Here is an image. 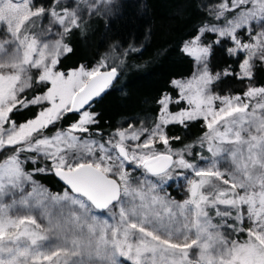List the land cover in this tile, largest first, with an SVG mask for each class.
Instances as JSON below:
<instances>
[{
	"label": "snow or ice",
	"instance_id": "1",
	"mask_svg": "<svg viewBox=\"0 0 264 264\" xmlns=\"http://www.w3.org/2000/svg\"><path fill=\"white\" fill-rule=\"evenodd\" d=\"M113 7L0 0V264H264V0H201L180 45L191 76L170 82L150 122L105 133L96 106L138 49L62 60L86 18ZM217 50L232 61L219 71ZM228 78L242 93L213 91ZM195 122L206 131L192 144L169 134Z\"/></svg>",
	"mask_w": 264,
	"mask_h": 264
},
{
	"label": "trees",
	"instance_id": "2",
	"mask_svg": "<svg viewBox=\"0 0 264 264\" xmlns=\"http://www.w3.org/2000/svg\"><path fill=\"white\" fill-rule=\"evenodd\" d=\"M200 2L117 0L110 14L86 18L84 27L72 37L73 52L63 58L64 70L91 64L110 54L116 46L121 52L129 46L138 49L124 57L119 80L96 106L101 113L100 128L105 133L123 127L131 117L150 122L155 118L156 98L162 92L171 91L170 82L189 78L194 62L181 53L180 45L200 20L197 13ZM231 62L223 51L217 50L211 66L219 71ZM256 80L258 85L264 84V71L257 72ZM213 90L221 95L237 94L242 93L244 85L228 78L214 86ZM27 115L21 116L20 120L23 121ZM204 132L200 122L187 129L169 126V134L179 135L184 145L194 143ZM175 143L183 146L180 142ZM54 178L53 175L38 177L50 191L59 192L63 186ZM179 189L173 185L167 190L174 197L181 198Z\"/></svg>",
	"mask_w": 264,
	"mask_h": 264
},
{
	"label": "rangeland",
	"instance_id": "3",
	"mask_svg": "<svg viewBox=\"0 0 264 264\" xmlns=\"http://www.w3.org/2000/svg\"><path fill=\"white\" fill-rule=\"evenodd\" d=\"M117 0H113V5H114V3L116 2ZM111 12H109L108 14H110ZM108 14H105V15H108ZM96 63V61H94V62H92L91 64L92 65H94ZM191 76V75H190ZM189 76V77H190ZM188 78V77H187ZM187 78H185V79H187ZM214 91V90H213ZM175 98V97H174ZM205 131H206V129H205ZM168 191V190H167ZM52 193H58L57 191H51ZM60 192V191H59ZM179 192H180V195H181V198H176V197H174L172 194H170L171 195V197L173 198V199H175V200H177V201H180V202H182L184 199H186L187 198V193H186V191L183 189V187H181L180 189H179Z\"/></svg>",
	"mask_w": 264,
	"mask_h": 264
},
{
	"label": "water",
	"instance_id": "4",
	"mask_svg": "<svg viewBox=\"0 0 264 264\" xmlns=\"http://www.w3.org/2000/svg\"><path fill=\"white\" fill-rule=\"evenodd\" d=\"M53 176H54V175H53ZM54 177H55V176H54ZM54 179H56L58 182H60L59 179H58L57 177H55ZM60 183H61V182H60ZM61 185H62V183H61ZM62 186H63V185H62Z\"/></svg>",
	"mask_w": 264,
	"mask_h": 264
}]
</instances>
